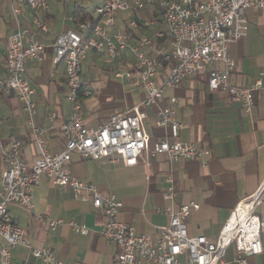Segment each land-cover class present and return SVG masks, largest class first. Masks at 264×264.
Returning <instances> with one entry per match:
<instances>
[{
    "label": "built area",
    "instance_id": "built-area-1",
    "mask_svg": "<svg viewBox=\"0 0 264 264\" xmlns=\"http://www.w3.org/2000/svg\"><path fill=\"white\" fill-rule=\"evenodd\" d=\"M21 1L33 16L30 23L17 24V29L6 39L4 61L0 62V94L14 95L27 113L28 142L34 148V158L31 162L21 158L23 141L12 138L5 143L0 135V159L4 163L0 171V264H10L11 251L17 245L28 247L30 254L45 264H65L49 248L32 247L25 231L15 224L8 210L10 204L31 210L32 191L41 177L56 186L69 187L74 198L89 200L92 208L103 216L100 235L117 247L115 264L145 261L151 264H225L229 246L239 255L241 264H247L249 257L260 254L264 235V180L254 194L232 210L215 240L189 235L186 219L199 208L194 201L181 203L176 212H170L168 224L160 227L158 236L152 239L136 233L131 225L119 219L122 201L113 194L99 191L93 183L73 176L69 165L74 153L83 160L109 159L126 167L135 166L142 153L164 154L170 163L208 157V148L177 140L183 125L176 120L172 107L176 98L170 97L169 104L159 101L165 89L179 87L189 75L203 74L208 91L224 92L245 111H250L255 97L264 96V65L250 86L230 83L235 63L228 46L245 35V10L264 11V0H101L94 7L93 18L97 19L94 25L78 21L74 29L64 30L48 46L35 34L47 32L41 15L47 12L51 0ZM11 12L14 17L20 14L14 5ZM123 12L129 14L125 25L130 32L116 25L117 16ZM141 28H148L149 32L135 35L133 31ZM163 39L167 41L166 49L156 54L158 42ZM47 48L53 51L54 60L64 65L65 98L70 103L69 116L59 127L64 144L55 153L47 147L45 126L34 121V90L24 76V61L41 60ZM90 51L105 55L110 62L128 53L138 65V84L144 92L139 104L110 115L96 128L87 126L80 114L81 97L91 94L80 77L81 63ZM114 76L133 79L129 72L125 75L115 72ZM157 103L155 125L166 132L148 150L144 109ZM47 117L53 121L56 113L51 111ZM167 180L170 182L171 178ZM176 195L170 187L164 197L173 200ZM63 222L61 218L43 219L50 232ZM68 225L76 233H88L87 227L77 221L71 220Z\"/></svg>",
    "mask_w": 264,
    "mask_h": 264
},
{
    "label": "crops",
    "instance_id": "crops-1",
    "mask_svg": "<svg viewBox=\"0 0 264 264\" xmlns=\"http://www.w3.org/2000/svg\"><path fill=\"white\" fill-rule=\"evenodd\" d=\"M67 4L68 0H51L47 12L41 15L47 32H39L35 37L45 46L64 30L74 29L71 12L75 5L82 4L73 1L71 9H67ZM11 5L20 10L16 17L11 12ZM60 8L62 14L58 18L57 10ZM90 12L93 16L94 8ZM32 16L21 0H0V62L4 61L7 37L17 29V24L30 23ZM245 17V35L228 46L235 63L229 76L230 83L243 87L250 86L259 77L264 65V11L247 9ZM125 20V15L117 16L118 28L123 30ZM141 31L148 33L149 29L133 32L137 35ZM158 43L156 54L166 49L167 41L163 39ZM101 55L90 51L84 60L95 63L94 60ZM131 60L126 53L122 59L108 61V65L113 69L117 65H128ZM24 70V76L34 90V121L45 126L44 137L49 151L58 152L65 140L59 127L70 113V103L65 98L64 65L56 62L53 51L47 48L41 60L26 59ZM128 71L137 78L133 85H128V82L134 78L121 77L123 81H115L107 75L104 86L91 88L81 79L83 86L91 91L89 96L80 99V114L87 126L96 128L110 115L142 101L144 92L138 84L137 68L131 67ZM170 97L176 98L172 107L176 120L183 125L177 140L208 148V157L170 163L164 154L147 156V153H142L135 166L126 167L109 159L83 160L74 153L69 169L73 176L93 183L99 191L113 194L122 201L119 219L131 225L136 233L156 238L159 228L168 224L170 212H176L181 203L194 201L199 208L186 219L189 235H203L215 240L232 210L254 194L264 180V96L257 95L254 107L245 111L226 93L208 91L206 76L195 74L186 77L179 87L165 89L159 102L169 104ZM157 105L144 109L148 150L166 132L155 125ZM51 111L56 113L53 121L47 117ZM29 132L27 113L21 102L12 94H0L1 138L5 143L12 138L23 141L20 156L31 162L34 148L28 142ZM3 168L4 163L0 159V171ZM170 187L177 192L173 200L164 197ZM32 201L31 210L16 204L8 206L11 218L25 231L32 247L49 248L65 264H115L114 256L118 249L100 235L104 218L92 208L89 200L74 198L69 187L56 186L41 177L32 191ZM45 218H61L64 222L50 232L43 223ZM71 220L87 227L88 233L74 232L68 225ZM261 242L262 252L249 257L247 264H264V235ZM10 264L45 263L33 257L28 247L17 245L11 251ZM141 264L151 263L145 261ZM225 264H241L233 246L226 250Z\"/></svg>",
    "mask_w": 264,
    "mask_h": 264
},
{
    "label": "rangeland",
    "instance_id": "rangeland-1",
    "mask_svg": "<svg viewBox=\"0 0 264 264\" xmlns=\"http://www.w3.org/2000/svg\"><path fill=\"white\" fill-rule=\"evenodd\" d=\"M73 1H80V3L83 6L88 7L92 10L98 3H100L101 0H68L67 9H71ZM57 14H58V18L61 17V14H62L61 8L57 10ZM124 15L126 16L127 14L123 12V13H120L118 16L123 17ZM94 61L95 63L92 62L91 60L86 59V60H83L81 63L82 71H81L80 77L82 80H85L86 83L89 84L90 87L92 86V87L99 88L100 86H104L107 75L109 76L111 80L123 81L124 78L114 77L115 72H119L125 75L127 72H129L128 70H130L131 67H133L134 70L138 68L136 61L131 60L132 62L128 65H117V66H114L113 69H111V67L109 68L108 60L104 55L97 57ZM136 81H137V78H134L133 81L128 82V85H133L136 83ZM133 87L135 88V86Z\"/></svg>",
    "mask_w": 264,
    "mask_h": 264
},
{
    "label": "trees",
    "instance_id": "trees-1",
    "mask_svg": "<svg viewBox=\"0 0 264 264\" xmlns=\"http://www.w3.org/2000/svg\"><path fill=\"white\" fill-rule=\"evenodd\" d=\"M91 10H88L86 7L77 4L74 6L73 10H72V22L73 24L78 22V21H83L86 22L90 25H94L97 22V19L93 18V16L91 15ZM129 18V14H127L125 16V19ZM141 26V24H139ZM123 30H126L127 32H130L131 30H128L125 23L123 24ZM140 30V29H139ZM143 32V31H142Z\"/></svg>",
    "mask_w": 264,
    "mask_h": 264
}]
</instances>
